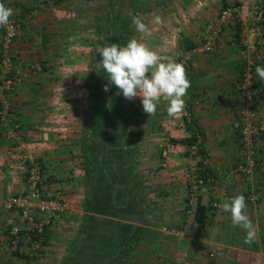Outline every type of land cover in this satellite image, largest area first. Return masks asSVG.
<instances>
[{"label":"crops","instance_id":"1","mask_svg":"<svg viewBox=\"0 0 264 264\" xmlns=\"http://www.w3.org/2000/svg\"><path fill=\"white\" fill-rule=\"evenodd\" d=\"M173 2L176 11L161 19L160 24L153 21L154 31L150 30L151 36L144 35L142 42L162 58L172 60L176 50L188 51L191 71L187 78L191 87L184 99L191 107L192 121H186L183 112L170 117L167 103L163 101L157 105L156 113L148 116L143 111L142 98L137 96L132 100L137 123L129 129L126 126L121 136L114 135L119 142H134L135 163L122 165L118 148L124 143L113 144L110 143L112 136L104 137L100 145L108 152L109 159L102 167V189L95 190L91 196L83 164V139L87 136L85 122H89L86 113L90 103L86 97L89 93L87 82L90 74L96 72L95 62L102 59L97 51L101 36L95 28L93 8L81 6L80 0H0L12 8L11 17L20 19V30L12 46L20 81L10 93V100L20 123L19 131L23 134L22 141L8 140L0 124V264L29 262L26 257L20 259L14 252H5L10 245L8 228L22 222L19 214L5 210L3 203L12 194L26 192L23 174L30 160L40 162L43 167L44 194L50 196L53 191L61 190L66 201L65 209L56 214L45 229L43 257L37 264H67L64 260L70 243L84 236L90 243H80L81 248L95 251L99 247L110 253V249L115 248L106 232L117 233L113 232L117 224L121 226L119 241L123 243L117 251L135 249L140 251L141 257L134 258L130 253H106L103 258H96L95 264H110L111 259L115 264H149L147 260L156 259V255L160 260L155 264H182L178 256L183 252L187 254L189 264H264V172L259 180L258 173L262 169L259 168L257 173L255 168L251 175L238 169L241 147L237 130L232 125L239 114L237 86L240 74L244 62L255 55L253 45L260 55L254 68L257 89L254 108L264 114V80L256 73L257 66L264 67V13L257 15L258 8L264 10V0H248L251 14L240 25L239 39L234 37L236 21L230 20L223 26L216 49L208 53L195 49L205 23L214 19L223 7L238 6L240 0ZM111 117L107 116L105 120ZM195 129L202 133L201 147L210 172L200 187V202L207 205L218 200L222 204L237 194L259 193L257 202L246 201V214L257 235L250 245L244 243L246 231L233 224L231 214L220 207L209 212L210 220L201 239L181 237L161 229L163 225L176 228L184 224L191 228L198 225L194 220L197 203L191 208L186 207L184 195L189 153L184 141L193 137ZM128 136L135 138L128 139ZM257 146V154L264 162V137ZM132 166L145 180L146 200L136 211L138 213L126 211L121 198V205L112 216L87 210L89 197L96 208L102 199L105 204H110L111 198L117 197L111 193L115 189V180L111 177ZM31 212L43 217L36 209ZM85 213L94 218L89 222L86 235L81 232ZM100 218L112 223L110 229L101 227L104 230L100 233L101 238L91 232ZM121 254L124 258H120ZM90 259L92 262L94 258ZM161 259L172 262L164 263Z\"/></svg>","mask_w":264,"mask_h":264},{"label":"built area","instance_id":"2","mask_svg":"<svg viewBox=\"0 0 264 264\" xmlns=\"http://www.w3.org/2000/svg\"><path fill=\"white\" fill-rule=\"evenodd\" d=\"M263 13L264 10L258 8L257 15L261 16ZM250 14L251 8L248 0H240L238 6L228 5L223 7L214 19L205 23L200 42L195 49L205 53L213 52L216 49L223 26L230 20H235L240 25H243ZM19 30L20 19L18 17H10L9 23L1 26L0 35V124L4 136L11 141H22L23 138V134L19 131L20 123L17 122L10 100V93L13 92L20 81V76L15 70L16 58L12 51L13 42ZM252 49L255 55L244 62L240 74L237 86V100L240 106L239 114L232 122L233 127L237 130L241 147L238 169L245 175H251L254 169L262 163L257 154L256 145L264 134V114L254 108V100L257 93L254 68L256 59H259L260 55L256 53L254 45ZM188 59V51L180 50L173 53V60L183 64L187 77L191 71ZM185 103L186 107L183 111V117L186 121H191V107L188 102ZM193 137L195 140L188 145L189 153L185 170L187 180L184 194L185 206L190 208L197 203L200 187L206 182L201 175V171L208 163L207 156H205L201 147V131L195 129ZM262 170L264 172V165H262ZM23 177L27 187L26 192L12 194L3 203L4 209L17 212L22 222L21 225L13 224L8 228L7 238L10 249L24 252L29 261L34 262L36 259L34 260L33 258L41 254L44 247L46 227L56 214L65 209L66 201L61 190L53 191L50 196L44 194V172L40 162L30 160L26 163ZM245 198L247 202L255 203L259 199V193L249 191ZM218 205H221L218 200L210 202L212 210L218 208ZM32 209H36L43 217L34 215L31 212ZM161 229L177 236L201 239L205 235L207 223H198L195 228H191L189 224H184L181 228L163 225ZM178 259L184 264H189L187 254H184V252L178 256Z\"/></svg>","mask_w":264,"mask_h":264},{"label":"trees","instance_id":"3","mask_svg":"<svg viewBox=\"0 0 264 264\" xmlns=\"http://www.w3.org/2000/svg\"><path fill=\"white\" fill-rule=\"evenodd\" d=\"M114 4L117 5L116 16L114 15L110 18L111 13H113L112 8ZM128 5V13L127 17H132V14L135 15H144L147 12H151L154 8L159 5L156 2H142L140 0H108L106 5V15L103 18L95 17L96 22V30L98 34L101 35L102 40L100 42V48L110 45V44H118V45H126V43L131 38L132 28L128 26H124V30H122V19L121 12L124 9V6ZM129 17V18H130ZM98 21L105 22L104 24H97ZM235 22V20H234ZM128 24V23H126ZM130 27V28H129ZM240 23L235 22V33L234 37L236 39L240 38ZM125 35L126 42L121 41L120 34ZM190 47V45H188ZM109 85V90L104 91V85ZM87 89L89 93L87 94V100L90 102L87 108V120L89 122H85V131H87V136L83 139V164L86 169L87 176V184L89 187V193L91 196L94 195L95 190L102 189V177H103V165L105 161H108V152L101 148L104 137H111L110 143L118 144L119 140L115 138L121 136L122 131H125V127H132L137 121H135L134 116L136 115L135 107L132 104V100L126 99L122 93H119V90L115 85L109 84L106 74L102 67L100 69H96L95 73H91L90 77H88ZM107 121L105 120L106 117ZM192 121V120H191ZM124 136V135H123ZM264 137V134L263 136ZM134 139L133 136H128V139ZM123 139V138H122ZM194 137L188 138L184 141L188 145L194 141ZM123 142L121 148H118L120 151V155L122 156V165L131 163H135L136 154L133 151L134 148L132 144L134 142L129 141H120L119 144ZM131 144V146L129 145ZM127 146V147H125ZM125 147V148H124ZM131 149V150H129ZM133 149V150H132ZM117 150V151H118ZM210 172L206 167L202 169L201 175L206 180L207 175ZM95 174L97 177L95 179ZM113 185L115 189H112V195L115 193L117 197H112L110 204H105L104 199L101 200V203L97 205V208L94 207V201L91 202V197L87 198V210L90 212L100 215L112 216V213L118 211L119 198L124 199V207L127 209L126 211L134 214L138 213L139 209L142 207L141 203L145 202V184L144 179L140 176L138 172L133 170V166L130 168V171L126 172L125 170L122 173H116L113 177ZM99 187V188H98ZM98 192V191H96ZM95 192V194H96ZM104 197V195H102ZM109 198V197H108ZM86 210V211H87ZM212 210L210 204L204 205L200 202V196H198L195 212H194V220L197 223H208L210 220L209 212ZM93 215V214H92ZM95 216V215H94ZM94 218H91V214H84L83 221L81 223V232L89 230L90 224L89 222H93ZM119 227V224L116 225ZM85 232H83L85 234ZM80 241V242H79ZM86 241V236L75 238L72 240L68 247V253L70 256H66L64 262L67 263L69 260L74 258V253L76 254L80 250V243H84Z\"/></svg>","mask_w":264,"mask_h":264},{"label":"clouds","instance_id":"4","mask_svg":"<svg viewBox=\"0 0 264 264\" xmlns=\"http://www.w3.org/2000/svg\"><path fill=\"white\" fill-rule=\"evenodd\" d=\"M13 10L0 3V26L7 25ZM132 24L139 33L151 36V31L140 16H132ZM156 24L162 23L159 16ZM101 54L100 67L104 70L109 84L115 85L128 100L141 97L143 111L148 116L154 115L157 105L167 103V113L176 117L186 107L184 97L191 87L183 64L170 58H162L157 52L136 38L130 39L126 45L110 44L97 50ZM256 73L264 80V67L257 66ZM109 85H104V91ZM223 211L231 214L232 222L246 231L244 243L252 244L257 235L255 226L246 214L247 203L243 194H237L218 205Z\"/></svg>","mask_w":264,"mask_h":264},{"label":"rangeland","instance_id":"5","mask_svg":"<svg viewBox=\"0 0 264 264\" xmlns=\"http://www.w3.org/2000/svg\"><path fill=\"white\" fill-rule=\"evenodd\" d=\"M140 1H142V2H146V3H149V2H156V3H160L158 6V8H157V10L156 11H152V12H147L146 14H144V15H135V14H132V16H140L141 17V19L143 20V22L148 26V28L150 29V30H153V26H152V24H153V21L155 20V17L156 16H159L161 19H164V18H168L169 16H172L170 13H173V12H175L176 11V9H175V2H173L174 0H140ZM107 2H108V0H80V5L82 6V5H91V7L93 8V14H95V16L96 17H98V18H103V16H105L106 15V5H107ZM165 3H167V4H165ZM164 5H165V9H164ZM157 7V6H156ZM155 7V8H156ZM128 5L126 6V4H125V6H124V9H123V11L121 12V16H123V19H122V30H124V26L126 27V26H130L131 28H132V33L130 34L131 35V38L130 39H132V38H136L137 40H140V41H142V38H143V34H141V33H139L138 31H136V28H135V26L132 24V21H131V18L132 17H127V16H125L124 17V15H127L128 13H130V12H128ZM112 12L113 13H111V15H110V18H112L114 15L116 16V12H117V10H118V8H117V5H115L114 4V7L112 8ZM151 20H152V22H151ZM234 21V20H233ZM150 22H151V24H150ZM104 24L105 22H101V21H98V23L97 24ZM126 23H128V24H126ZM129 27V28H130ZM167 27H168V25H167ZM164 28V27H163ZM164 30H166L165 28H164ZM154 31V30H153ZM168 33V32H167ZM100 35V34H99ZM121 35V41H123L124 43L127 41L126 40V38H125V35H127V34H125V33H123V34H120ZM101 36V35H100ZM101 40H102V37H101ZM100 47V46H99ZM176 51H180L179 49L178 50H176ZM99 61H101V60H99V59H97V61L95 62V69H100L101 67H100V62ZM260 140H262V138L260 139ZM259 140V141H260ZM258 141V142H259ZM258 142H257V144H258ZM257 146V145H256ZM257 148H258V146H257ZM262 159H260V161H261ZM262 165H264V162L262 161V163H261V165H258L257 167H256V169H257V173H258V169L260 168V169H262ZM133 168H135V167H133ZM125 170V169H124ZM123 170V171H124ZM125 171H130V167H129V169H126ZM261 172H263V170H261V171H259V173H258V178L260 177L261 178ZM260 178H259V180H260ZM256 192V191H255ZM257 202V201H256ZM109 224H112L111 223V221H109V220H104V219H102V218H100V220H98L97 219V221H96V223H94V229L91 231V232H93V234H96V235H98V236H100L99 238H101V234H103V231L104 230H102L101 229V227L103 228V226H105V228H107V229H110L111 227L109 226ZM126 226H124V228H125ZM106 231V230H105ZM121 231V226H119L118 228H115L114 229V231L113 232H117V233H108L109 232V230L106 232L107 234H106V236H107V238H112V240H110V242H113L112 243V245H113V247L115 248V249H110V253H109V250H102V249H100L99 247H96V249H95V251H92V250H88L87 249V247H84V248H81L80 247V250H79V252H77L76 254L74 253V258H72L71 260H69L68 262H67V264L68 263H71V264H92V263H94L95 264V260H96V258H99V257H104V256H106V253L108 254V255H111V253H113V254H115V253H117V254H119V252L120 253H122V254H125L126 253V255H127V253H130L129 255L130 256H132V257H134V258H137V257H141L139 254H140V251L139 250H136V251H138V252H136L135 251V249H133V250H131V252H127V251H117V249L116 248H119L120 249V245H123V243L122 242H120L119 240H120V235H119V232ZM82 232H85V231H82ZM101 233V234H100ZM87 234V230H86V233H85V235ZM101 242H103L102 240H101ZM88 243H90V240H88V241H86V244H88ZM97 243H98V241H97ZM24 245V244H23ZM22 245V246H23ZM130 245V244H129ZM24 247V246H23ZM129 249H131V248H129ZM105 251V252H104ZM143 251V250H142ZM262 251H264V250H262ZM6 253H8L9 252V254H11V252L13 253H16V257H20V259H22V257H26V255H25V253L24 252H21V251H19V250H16V251H13L12 249H10V245H9V250L7 251H5ZM41 253H42V251H41ZM121 254V256H120V258H124V255H122ZM152 255V254H151ZM156 255V254H155ZM65 256H70V253H67V255H65ZM41 257H43L41 254H38L37 256H35L33 259L35 260L36 259V261H34V262H32V261H29L28 262V264H37L38 262H40V259H41ZM94 258L93 259V261L91 262L90 260V258ZM27 258V257H26ZM212 259H213V257H211ZM263 258H264V256H263ZM16 260L18 259V258H15ZM28 259V258H27ZM131 259V258H130ZM149 259V258H148ZM108 259L106 258V261H107ZM113 259H111V263L110 264H115L116 262H114V261H112ZM160 260V257L158 256V255H156V259H152L151 261L150 260H147L148 261V263L150 264H155V262L156 261H159ZM161 260H164V261H162V262H164V263H166V261H170V262H172L171 260H169V259H161ZM122 261V260H121ZM121 261H120V263H121ZM130 261V260H129ZM31 262V263H30ZM36 262V263H35ZM24 263V262H23ZM123 263V262H122ZM18 264H21V263H18ZM117 264H119V263H117ZM157 264V263H156ZM159 264V263H158ZM182 264H184V263H182Z\"/></svg>","mask_w":264,"mask_h":264}]
</instances>
